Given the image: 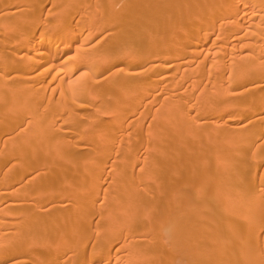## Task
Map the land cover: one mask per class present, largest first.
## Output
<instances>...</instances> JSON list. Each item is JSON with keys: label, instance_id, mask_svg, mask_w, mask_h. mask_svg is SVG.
I'll use <instances>...</instances> for the list:
<instances>
[{"label": "bare ground", "instance_id": "6f19581e", "mask_svg": "<svg viewBox=\"0 0 264 264\" xmlns=\"http://www.w3.org/2000/svg\"><path fill=\"white\" fill-rule=\"evenodd\" d=\"M53 1L0 0V264H264V0Z\"/></svg>", "mask_w": 264, "mask_h": 264}, {"label": "rangeland", "instance_id": "374dc122", "mask_svg": "<svg viewBox=\"0 0 264 264\" xmlns=\"http://www.w3.org/2000/svg\"><path fill=\"white\" fill-rule=\"evenodd\" d=\"M43 1H44V0H38V4H37V5H38V6H37V7H38V10H40V9L42 8V2H43ZM104 1H105V0H104ZM49 2H50L49 5L45 6L44 9H42L43 11H41V13L38 14L37 23H38V26H39V27H40L41 24L44 22L43 20L46 18L48 12H49V13L51 12L50 14L57 13V12L60 11V9L66 7V5L64 6V4H67V3H64V1H63L62 3H58V5H54L55 3H57V2H55V1H53V2H54L53 4H52V0H51V1L49 0ZM81 2H83V4H82ZM97 2H98V1H97ZM77 3H78V2H77ZM86 3H88V1H86ZM194 3H195V4H194ZM194 3H193L194 5H192V6L190 5V7H192L194 10H195V7H196V9L198 8L197 10H195V12H197V11L199 10V8H201V5H202V4L199 3V1H198V2H197V1L195 2V1H194ZM81 4H82V5H81ZM90 4H91V5H90L89 7H91V8L93 7L92 9H94V10H95V8H97V7L100 8V7L103 6V5L101 4L102 6L99 7V6H98L99 4L96 5L97 3L95 4L94 1H93V3H90ZM117 4L119 5L118 2H117ZM62 5H63V6H62ZM76 5H78V6H76V8H77L76 10H75V8H74L75 11L80 10V9H81L80 6H81L82 8L86 6L84 0L79 1V3L76 4ZM88 5H89V4H88ZM95 5H96L97 7H96ZM113 5H114V4H113ZM105 6H106V5H105ZM116 6H117V5H116V2H115L114 8H115ZM98 8H97V9H98ZM112 8H113V7H112ZM192 8H190V9L193 10ZM100 9H102V8H100ZM105 9H106V8H105ZM105 9H104V10H105ZM107 9H108V7H107ZM107 9H106V10H107ZM58 10H59V11H58ZM74 10H71V9L68 10L67 13H65V15L62 16L59 20H62L63 18H65V17H67V16H68V17L71 16L72 14H74V12H75ZM88 10L91 11L90 8H89ZM53 11H54V12H53ZM90 11H88V12H90ZM188 11H189V10H188ZM188 11H187V13H188ZM201 11H202V10H201ZM201 11L199 10L198 14H199ZM88 12H87V13H88ZM93 12H94V11H93ZM189 12H190V11H189ZM87 13H86V14H87ZM187 13H185V16L188 18V17H190V16H189V15L187 16ZM91 14H92V13H91ZM119 14L122 15L121 13H119ZM200 14H201V13H200ZM200 14H199V15H200ZM74 16H75V14H74ZM76 16H78V15H76ZM183 16H184V14H183ZM185 16H184L183 18H185ZM79 17H80V16H79ZM79 17H76L75 20H77V18H79ZM181 18H182V16H181ZM187 18H185V19L188 20ZM52 19H53V18H52ZM52 19H51V22H52ZM54 19H55V18H54ZM179 19H180V18H179ZM179 19L177 20V25L182 21V20L180 21ZM185 19H184V20H185ZM184 20L182 21V23L184 22ZM54 21L56 22V20H54ZM55 22H53V23H55ZM74 22H75V21H74ZM186 23H187V21H186ZM186 23H185V24H186ZM73 24H74V23H73ZM180 25H181V23L178 25V27H179ZM182 25H183V24H182ZM50 27H51V26H49L48 28H50ZM178 31H179V33L181 32V27L178 28ZM69 55L71 56V52H70V53H65L64 55H61V56L59 57L58 61L61 62V60H62V61L65 60L66 57H68ZM79 72H80V73H79ZM79 72H77L78 75L81 74L83 71H79ZM35 73H36V72H35ZM102 73H103V72H102ZM36 74H37V73H36ZM34 75H35V74H34ZM76 75H77V74H76ZM11 76H12V75H8V78H10ZM44 127H45V125H44ZM144 131H145V129H144ZM145 133H146V131H145ZM142 134H144V132H143ZM142 136H143V135H142ZM165 145H166V144H165ZM164 148H166V147H164ZM211 179H212V178H211ZM209 261H211V260H209ZM19 262H20V260H17V261H14V262L10 263V264H18Z\"/></svg>", "mask_w": 264, "mask_h": 264}]
</instances>
